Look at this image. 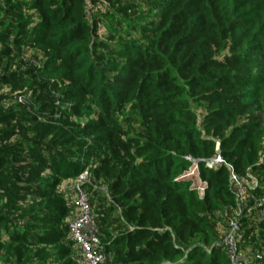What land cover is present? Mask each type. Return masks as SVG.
<instances>
[{
    "label": "trees",
    "instance_id": "1",
    "mask_svg": "<svg viewBox=\"0 0 264 264\" xmlns=\"http://www.w3.org/2000/svg\"><path fill=\"white\" fill-rule=\"evenodd\" d=\"M95 1L0 0V46L34 51L33 62L0 71L26 113L0 120L1 141L19 138L0 143V205L27 204L52 186L58 156L26 138L45 118L76 130L96 159L83 189L91 216L97 204L104 264H233L220 241L236 218L238 249H264V206L255 207L264 195V0H135L141 11L130 14ZM217 155L224 163L209 168ZM187 157L202 195L179 178ZM231 173L252 181L240 215ZM71 194L70 206L49 211L80 249ZM2 217L0 259L19 233Z\"/></svg>",
    "mask_w": 264,
    "mask_h": 264
},
{
    "label": "rangeland",
    "instance_id": "2",
    "mask_svg": "<svg viewBox=\"0 0 264 264\" xmlns=\"http://www.w3.org/2000/svg\"><path fill=\"white\" fill-rule=\"evenodd\" d=\"M100 2L102 3V0L93 2L92 8L103 10ZM113 5L119 9L127 7L128 14L141 11V8L136 6L135 0H114ZM99 34L105 36L103 28H100ZM0 55V71L11 72L18 70L20 63L33 62L34 51L16 52L0 46ZM15 102L16 95L11 93L7 86H0V120L12 116H25V111L20 109ZM4 128L5 126L0 122V130ZM75 132L76 130L66 129L45 118L29 127L26 138L45 143L51 149L49 153L53 152L54 155L58 156V174L50 177L49 181L52 182V186L46 187L45 195H36L27 204L10 205L2 203L0 205V216L7 219L2 226L10 228V230L17 228V232H19L16 235L18 236L16 243H7L0 264H29L43 256H50L46 263L54 264L51 255L60 258V261L55 264H68V262L85 264L82 251L74 244L71 246L65 243V239L61 236L64 231L62 228L64 222H59V217L49 211L59 206H70L71 190L76 179V173L79 170H82L79 174L85 171L88 173L96 163V159L90 154V151L82 145L79 146L77 141L75 142ZM17 140L19 138L15 136L8 143ZM0 143L8 144L1 140ZM61 157L64 159H62L63 161ZM67 170H69L70 176H66L68 175L65 173ZM188 177L192 180L194 187L201 188L200 180L195 172H190ZM96 205L95 203L92 204V216L97 208ZM261 218L258 219L257 223L264 222V216ZM94 219L95 216H93V221ZM65 223H67V219ZM9 238L11 237H7V240ZM242 253L251 256L248 251Z\"/></svg>",
    "mask_w": 264,
    "mask_h": 264
},
{
    "label": "built area",
    "instance_id": "3",
    "mask_svg": "<svg viewBox=\"0 0 264 264\" xmlns=\"http://www.w3.org/2000/svg\"><path fill=\"white\" fill-rule=\"evenodd\" d=\"M187 159L193 162L192 166L179 178L191 180L188 177L190 172H195L198 177V163L191 157H187ZM222 163H224V160L220 155H217L214 158L208 160L206 165L209 168H213ZM89 181V175L85 171L84 173L79 174L74 183L73 188L76 192V198L74 201L76 207V216L70 220L69 228L71 238L77 242L84 255L85 264H104L105 256L101 249L100 237L97 227L91 216V209L87 193L83 189L84 183ZM231 182L237 198L236 214L240 215L244 210L249 211L251 208L248 205V188L251 187L252 181L231 173ZM200 184V189L196 186L195 188L198 190L199 194L202 195L205 188V183L200 180ZM263 206L264 195L255 202L256 208H262ZM239 232L240 225L237 218L228 219L226 221V229L223 233L220 243L226 247L231 262L233 264H264V249H247L246 251L250 252L251 256L243 254L242 252L244 251L238 249Z\"/></svg>",
    "mask_w": 264,
    "mask_h": 264
}]
</instances>
